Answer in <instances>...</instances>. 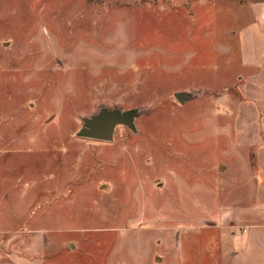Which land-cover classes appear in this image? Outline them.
Listing matches in <instances>:
<instances>
[{"label":"rangeland","instance_id":"374dc122","mask_svg":"<svg viewBox=\"0 0 264 264\" xmlns=\"http://www.w3.org/2000/svg\"><path fill=\"white\" fill-rule=\"evenodd\" d=\"M235 1L0 0V264H264V204L226 172L261 159L231 148L263 93ZM102 105L137 129L77 135Z\"/></svg>","mask_w":264,"mask_h":264},{"label":"crops","instance_id":"0c3cea01","mask_svg":"<svg viewBox=\"0 0 264 264\" xmlns=\"http://www.w3.org/2000/svg\"><path fill=\"white\" fill-rule=\"evenodd\" d=\"M235 6L237 7L238 19L242 20L241 24L237 26L236 31L234 29V24L230 25L232 30L238 33V42L240 44L239 58L242 66L249 67L250 65L256 66L261 63V121L254 112L250 111V102L245 99H241L234 103L236 108V127L234 129L233 144L232 149H234L233 155L240 153L241 150L249 148L251 150L253 145H257L258 149H255V156H260L261 159L255 160V163H250L245 153H243L244 163L241 167L237 166L234 162H226V172L229 174L235 169L236 171H243L247 174H242V179H245V185L250 184L251 181L254 182V188L251 198H261V203L264 204V0H240L235 1ZM230 30V29H229ZM243 75H241V78ZM261 124V133L251 135V126L253 123ZM261 149V150H260ZM252 172V173H251ZM249 176V178H247ZM234 177V176H233ZM237 177V175H236ZM244 196V194H243ZM245 197V196H244ZM243 198V197H234ZM247 198V197H246ZM248 198H250L248 196ZM260 202V201H259ZM234 204V203H232ZM233 215L238 217L242 222L244 218L247 217L246 211L251 207L238 204L233 205ZM248 208V209H246ZM255 209V210H254ZM254 216L261 217V221H255L254 223L248 224H259L264 227V205L255 206L252 209ZM257 213V214H256ZM257 219V217H255ZM236 221V219L234 220ZM234 236L237 234L235 229L231 231ZM26 242H31L29 239ZM217 249L220 247L214 245ZM214 247V248H215ZM231 253L233 255L238 254V250L232 248Z\"/></svg>","mask_w":264,"mask_h":264},{"label":"water","instance_id":"95a60500","mask_svg":"<svg viewBox=\"0 0 264 264\" xmlns=\"http://www.w3.org/2000/svg\"><path fill=\"white\" fill-rule=\"evenodd\" d=\"M175 96L180 102L190 98L189 90H177ZM140 114L138 107L120 108L102 105L100 109L91 114L82 116V124L76 134L84 137L97 138L101 140H112L116 127L120 123L129 125L136 130L135 118Z\"/></svg>","mask_w":264,"mask_h":264}]
</instances>
